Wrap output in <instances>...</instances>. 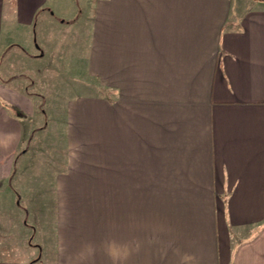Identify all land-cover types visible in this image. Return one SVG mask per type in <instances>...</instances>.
<instances>
[{"label":"crops","instance_id":"obj_1","mask_svg":"<svg viewBox=\"0 0 264 264\" xmlns=\"http://www.w3.org/2000/svg\"><path fill=\"white\" fill-rule=\"evenodd\" d=\"M47 2L23 0L25 15L0 0V63L13 51L5 22L31 28ZM86 63L116 100L68 105L53 264H264V1L97 0ZM11 70L0 67V188L32 113Z\"/></svg>","mask_w":264,"mask_h":264},{"label":"rangeland","instance_id":"obj_2","mask_svg":"<svg viewBox=\"0 0 264 264\" xmlns=\"http://www.w3.org/2000/svg\"><path fill=\"white\" fill-rule=\"evenodd\" d=\"M96 2L48 0L31 28L10 29L5 22L1 42L13 51H5L0 67L17 66L3 75L31 94L32 111L22 119L23 143L15 175L0 188V259L5 264H53L55 179L69 167L65 160L68 105L79 97L116 98L113 90L101 87L87 73ZM19 4L26 15L28 4L23 0ZM39 49L46 59L38 69L27 63L26 54H40ZM100 166H115V175H128L124 164ZM126 166L131 175L143 176V164Z\"/></svg>","mask_w":264,"mask_h":264},{"label":"water","instance_id":"obj_3","mask_svg":"<svg viewBox=\"0 0 264 264\" xmlns=\"http://www.w3.org/2000/svg\"><path fill=\"white\" fill-rule=\"evenodd\" d=\"M262 1H264V0H262Z\"/></svg>","mask_w":264,"mask_h":264}]
</instances>
